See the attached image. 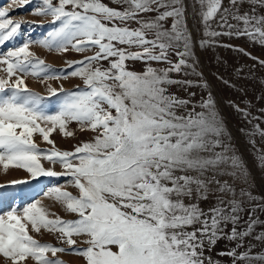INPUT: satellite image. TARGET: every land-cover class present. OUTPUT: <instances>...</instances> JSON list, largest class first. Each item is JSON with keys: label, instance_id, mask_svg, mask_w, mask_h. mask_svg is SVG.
<instances>
[{"label": "snow or ice", "instance_id": "obj_1", "mask_svg": "<svg viewBox=\"0 0 264 264\" xmlns=\"http://www.w3.org/2000/svg\"><path fill=\"white\" fill-rule=\"evenodd\" d=\"M111 3L117 7L102 0H39L34 14L51 16L58 26L35 43L59 53L92 51L70 62L71 71L53 73L29 50L32 41L0 54V165L23 169L32 178L68 176L77 189L76 195L61 187L47 194L75 215L72 220L38 200L0 213V264H65L57 254L66 251L82 264H264V233L253 235L264 225L255 208L264 211V205H253L247 163L209 81L197 71L196 51L197 46L225 47L264 67V60L219 39L246 37L264 47V0H193L199 36L189 28L186 0ZM7 17L8 11L0 10V46L22 27ZM137 61L143 64L139 71L127 63ZM190 73L199 79H188ZM41 74L44 79L78 77L84 87L71 92L61 87L59 109L48 114L44 97L31 92L23 79ZM172 86L189 98L171 91ZM193 87L207 90L206 98L194 102ZM48 91L57 95V89ZM227 103L252 125L250 143L254 135L264 139V129L252 123L259 117L252 116L250 101L241 98L243 108L233 100ZM260 113L264 116V108ZM71 122L94 133L92 139L73 151L41 149L34 142L38 134L54 145L50 135L56 130L73 136L67 131ZM42 161L64 171L46 170ZM42 231L67 247L33 235ZM248 238L260 243L259 251ZM220 242L232 246L215 252Z\"/></svg>", "mask_w": 264, "mask_h": 264}, {"label": "rangeland", "instance_id": "obj_2", "mask_svg": "<svg viewBox=\"0 0 264 264\" xmlns=\"http://www.w3.org/2000/svg\"><path fill=\"white\" fill-rule=\"evenodd\" d=\"M102 2L108 3L109 6L117 7V5L111 3V0H102ZM186 3L189 28L199 36L200 32L198 30L197 18L194 15L196 9L194 8L193 0H186ZM38 4L39 0H31V3L26 5L20 4L19 0H0V10L8 11L7 18L22 22V27L15 39L0 46V54H5L9 50L21 46L24 42L32 41L33 43H30L29 50L34 53L37 58L43 60L53 73L59 74L61 69L71 71L69 68L70 62L79 61L86 55H92V51L77 53L70 48L67 52L59 53L54 50L49 51L47 48L35 43V41L44 39L48 32L54 31L58 26V24L52 23L51 16H38L34 14ZM147 15L152 16L154 13ZM137 26L138 25L135 23L130 24V27L133 28ZM219 39L224 44L238 45L250 52L252 57L264 60V47L256 43H250L246 37L236 39L234 37L224 36ZM196 51L200 59V66L197 71H203L204 78L209 81L210 90L225 118L227 129L231 133L233 143L247 163L252 177L249 191H251L255 198L253 205H264V163L260 161V155L264 154V139L259 135H254L251 136L250 139L252 143H250L247 134L251 131L252 125L227 103L228 100H233L243 108L245 105L240 103L241 98H243L244 101H250L251 107L249 110L252 116L259 117V119L253 120L252 123H258L260 128L264 129V116L260 113V109L264 108V100L259 99L260 97H264V67H261L256 60L250 59L248 56L241 55L225 47L201 50L197 46ZM127 63L129 67H134L137 71L141 70L143 67L142 62L139 61ZM153 66L162 67L164 65L153 62ZM239 68H242L243 71L237 74L236 70ZM0 75H3V73H0ZM172 75L173 78H179L176 74ZM218 76H223L224 79L230 80L236 87H228L217 78ZM13 79H15V77H13ZM23 79L31 92L44 97L43 105L48 114H56L59 109L60 102L63 99V94L59 92L61 87H63L65 92L74 91L77 86L80 88L84 87L80 78L71 77L70 75L66 79L63 78L62 74L59 79H44V74H41L40 79L34 78L31 75L25 76ZM188 79L196 81L199 78L195 74L190 73ZM49 87L57 89V95H51L48 91ZM170 90L176 92V94L182 98H189L188 92L176 86H172ZM189 91L196 92V96L191 98L194 102L199 101L201 97L206 98L207 90L205 89L193 87L189 89ZM241 129H244V132H241ZM67 131L73 132L74 135L71 137L64 136L59 130L54 131L50 135V139L54 141V145H49L47 142H44L38 134H34L33 140L41 149H51L55 147L61 151H73L75 146L90 141L94 135V133L87 129L81 131L76 122L69 123ZM42 163L46 170L52 169L57 173H62L64 171L59 164L52 165L43 161ZM14 180H23L27 181V183L13 185L11 182ZM70 180L71 177L63 175L58 177L37 176L32 178L30 174L23 169L10 167L6 170L0 165V184L8 185L7 187L0 188V213H5L13 208L22 210L23 207L38 200L41 205L47 208L51 213L62 219H75V215L66 213L59 203L55 202L47 195L50 190L55 187H61L62 190L69 191L73 195H76L77 189L71 186L69 183ZM255 216L259 217L261 221H264V211H261L260 208H255ZM244 217L247 219L248 214L245 213ZM261 233H264V225H258L253 235ZM33 235L41 242L67 247L66 245L57 244L54 236L46 231H42V234L39 235ZM248 240L256 244V251L260 250L261 245L259 242L251 238H248ZM248 240H246V243ZM231 246L232 245L228 242H220L216 246L215 252L225 251ZM57 255L65 264H82L81 258L71 251L58 253ZM214 258L222 259L215 256Z\"/></svg>", "mask_w": 264, "mask_h": 264}]
</instances>
